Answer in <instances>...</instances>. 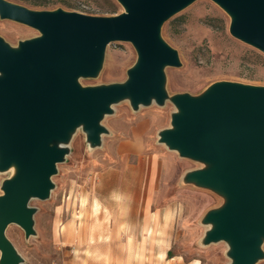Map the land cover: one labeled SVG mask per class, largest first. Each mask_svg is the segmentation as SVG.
<instances>
[{
    "label": "water",
    "instance_id": "water-1",
    "mask_svg": "<svg viewBox=\"0 0 264 264\" xmlns=\"http://www.w3.org/2000/svg\"><path fill=\"white\" fill-rule=\"evenodd\" d=\"M194 1L117 0L124 11L103 15L0 0L1 19L40 32L18 46L0 36V172L14 168L1 187L0 264L23 263L7 228L16 223L27 237L35 234L29 203L50 197L75 131L83 127L97 147L108 132L103 119L127 99L135 109L173 102L172 125L159 140L202 163L187 182L225 199L205 214L204 244L225 241L230 264L264 257V84L220 80L199 95L167 92L166 69L182 63L162 27ZM212 1L230 16L233 36L264 52V0ZM125 41L137 51L125 82L80 81L99 74L110 43Z\"/></svg>",
    "mask_w": 264,
    "mask_h": 264
},
{
    "label": "rangeland",
    "instance_id": "rangeland-1",
    "mask_svg": "<svg viewBox=\"0 0 264 264\" xmlns=\"http://www.w3.org/2000/svg\"><path fill=\"white\" fill-rule=\"evenodd\" d=\"M42 1L49 2L47 9H70L64 5L69 3L76 6L71 10L103 15L109 14L104 11L111 1L115 13L124 11L117 0ZM230 22L218 3L196 0L163 25V37L177 48L182 63L166 69L170 96L199 95L220 80L264 84V52L233 36ZM39 34L35 27L0 18V36L12 46ZM106 50L101 71L81 78L84 85L126 81L136 49L125 41ZM175 110L170 100L137 109L129 99L121 101L103 119L108 132L97 147L87 141L83 127L77 129L53 176L50 197L29 203L36 208L35 234L27 237L16 223L7 228L24 258L21 264H230L225 241L204 244L210 227L203 222L205 214L225 199L187 182L186 174L202 163L159 140ZM13 173L14 168L0 172V195ZM256 264H264V257Z\"/></svg>",
    "mask_w": 264,
    "mask_h": 264
},
{
    "label": "trees",
    "instance_id": "trees-1",
    "mask_svg": "<svg viewBox=\"0 0 264 264\" xmlns=\"http://www.w3.org/2000/svg\"><path fill=\"white\" fill-rule=\"evenodd\" d=\"M27 4H30V6H37V7H43V8H46V7H48V5H49V2H46V1H42V0H40V1H38V0H24ZM64 5H66L67 7H69L70 9H74V8H76V6L75 5H72V4H69V3H66V4H64ZM116 4H114L113 2H111V1H109V3H108V6L107 7H105V10L106 11H104V13H109V14H113V13H115L116 12ZM108 14V15H109Z\"/></svg>",
    "mask_w": 264,
    "mask_h": 264
}]
</instances>
